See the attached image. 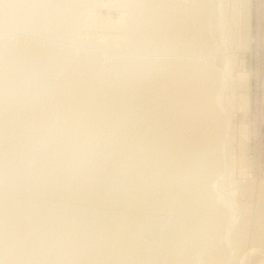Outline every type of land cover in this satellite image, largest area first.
Returning a JSON list of instances; mask_svg holds the SVG:
<instances>
[{"label": "bare ground", "instance_id": "bare-ground-1", "mask_svg": "<svg viewBox=\"0 0 264 264\" xmlns=\"http://www.w3.org/2000/svg\"><path fill=\"white\" fill-rule=\"evenodd\" d=\"M236 3L0 0V264H264Z\"/></svg>", "mask_w": 264, "mask_h": 264}, {"label": "rangeland", "instance_id": "rangeland-1", "mask_svg": "<svg viewBox=\"0 0 264 264\" xmlns=\"http://www.w3.org/2000/svg\"><path fill=\"white\" fill-rule=\"evenodd\" d=\"M237 1L238 3L246 2L242 4L247 7L251 5V44L249 48L250 52L245 54L246 64H249L250 67L249 112L246 115L240 116V121L242 120L247 124L249 136L247 145L250 151V162L255 166L258 174L264 175V89H262L264 87V0ZM237 1L226 0V10H230L233 7L232 5L237 4ZM102 7L99 9L101 18H106L109 21H114V19L116 21L120 18V11L109 9L110 7L106 8L105 5ZM95 34L103 38L107 37V35H116L104 30H97Z\"/></svg>", "mask_w": 264, "mask_h": 264}]
</instances>
